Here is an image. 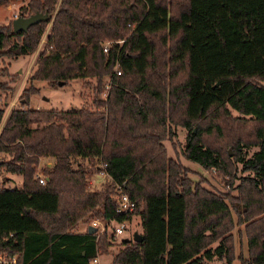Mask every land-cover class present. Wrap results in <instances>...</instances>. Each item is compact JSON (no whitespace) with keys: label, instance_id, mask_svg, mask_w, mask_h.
<instances>
[{"label":"trees","instance_id":"16d2710c","mask_svg":"<svg viewBox=\"0 0 264 264\" xmlns=\"http://www.w3.org/2000/svg\"><path fill=\"white\" fill-rule=\"evenodd\" d=\"M33 12L47 19L17 32L0 24V57L9 58L34 52L49 24L19 106L0 125V166L20 176L10 202L0 194V251L16 264H93L111 232L89 233L88 222L134 215L141 240L118 242L122 264H230L235 225L245 237L240 264H264V0H26L16 15ZM72 79L89 89L88 103L28 107L31 81ZM0 90L13 85L0 80ZM171 125L184 129V157L225 184L237 179L235 193L205 189L167 156ZM246 146L256 149L246 155ZM41 158L51 160L39 169L44 183ZM84 160L100 162L110 181L91 188ZM122 180L137 203L126 215L109 196ZM12 204L28 209L19 224L3 222Z\"/></svg>","mask_w":264,"mask_h":264},{"label":"rangeland","instance_id":"374dc122","mask_svg":"<svg viewBox=\"0 0 264 264\" xmlns=\"http://www.w3.org/2000/svg\"><path fill=\"white\" fill-rule=\"evenodd\" d=\"M23 1V0H22ZM11 4V9L8 10L6 7L0 4V24H4V22H8L11 20L15 15L16 11L20 5V0H6L3 4ZM24 4V3H23ZM48 26V24H47ZM47 26L45 27L44 31L46 30ZM45 38V32L42 33L39 44L34 51V55L32 54H25L19 55L15 58H9L6 56L0 57V67L6 66L10 77H1L0 80H5L7 84L13 85V90L11 93H6L0 90V107L3 108L5 113H8L10 108H14L19 106L18 102V95L22 88H25L29 84L28 76L30 71L34 67V61L36 55L38 54L40 48L42 47L43 40ZM33 53V52H32ZM32 57V58H31ZM15 75L16 79L12 80V76ZM107 82V78L104 83ZM103 83V92L106 87ZM31 84L38 87V92L32 94L28 99V107L30 108H39V109H50V108H58V109H68L70 107H74L77 105L82 104L83 102L88 103L90 101L89 98V89L85 87H81V81L79 79H72L66 85H54V86H47L44 81H31ZM4 117V112L3 116ZM172 134L169 135V139L165 138L163 140V144L166 147L167 156L177 159L183 165H185L188 169L187 176L194 181H200L201 186L205 189L210 191H228L230 193H235V188L233 187L237 179L233 181L231 185L225 184V180L227 179L226 176L219 175L218 171H205L202 169L196 162L187 159L182 154V146H183V136H184V129L180 126H170ZM256 148L255 146H246L242 147V153H246L248 155L251 151H254ZM229 154H231L230 148H227ZM6 155L0 152V160L5 158ZM50 158H41L39 160V166L36 169L37 173H39V169L44 166L45 161H48ZM87 166V162H84ZM94 165L98 166V163ZM96 173V174H93ZM99 173L98 169L93 168L90 172L92 175L90 178L92 180L89 181V186L91 188L98 189L100 186L107 180L104 176L102 177ZM9 173L4 171L3 168L0 166V194L3 195L5 198L4 201L10 202V199L14 196V189L17 187L16 180L17 177L13 174L12 177H5ZM236 174L244 175L246 174L245 171H236ZM89 178V179H90ZM17 196V195H15ZM45 207L51 206V201H45ZM18 206V208H17ZM26 205L25 204H12L10 207V211L13 213L8 212L6 215L7 217L4 219L3 222L9 220V218H14L17 224L20 223V220L24 219L25 217L18 215V211L24 214ZM7 213V212H6ZM1 216L3 214H0ZM2 222V221H1ZM27 223L25 220L23 223ZM15 224V226H17ZM79 229H83L84 223L79 224ZM102 227V224L99 225V228ZM140 225L138 224V217L133 216L131 220L126 224L125 229L116 235V241L113 243L110 242L105 248H98V255H99V263L98 264H109V260L112 259V255L122 249V245L118 242L125 238L129 237L130 233L135 230L139 231ZM232 235L234 239V254L235 258L232 260L230 264H240L242 259L246 258V245H245V237L242 231V225H235L232 229ZM211 264H219L218 261L214 260ZM222 264V263H221Z\"/></svg>","mask_w":264,"mask_h":264},{"label":"built area","instance_id":"2783aa9c","mask_svg":"<svg viewBox=\"0 0 264 264\" xmlns=\"http://www.w3.org/2000/svg\"><path fill=\"white\" fill-rule=\"evenodd\" d=\"M121 40H118V42H120ZM109 45V41H105L102 45V50L103 52H105L107 50V47ZM114 73L115 74H119V70L114 67L113 69ZM110 84H112V82L110 80H107V82L104 83V86L107 88ZM104 95V94H103ZM86 160L83 161V165L88 168V169H91L93 170V168H95L94 166L92 167V165L90 164H87V166L85 165ZM47 165V164H46ZM96 168H100L98 169L99 170V173L102 177H106L107 180L106 181H110L109 177L107 174H105L103 171H102V165L101 163L99 162L98 163V167ZM210 171H215L213 168L210 169ZM93 174H96V173H93ZM37 180L38 182L40 183H44V180H43V177L38 173L37 174ZM92 175L90 174L89 178L91 177ZM92 180L91 178L89 179V181ZM125 183V180H122L121 182H114L113 183V186H112V190L109 194L110 198L115 202L116 204V207H115V214H118V215H126V214H131L135 208H136V201L132 198H130L128 196V194L125 192L124 188H123V184ZM134 215H131L130 216V219H127V218H122L121 220L119 221H116L114 220L113 218H108L104 221H100L98 219H93L91 221L88 222V224L92 225L95 230L98 229L97 231L98 232H101L103 230V228H107L109 229V231L111 232L110 233V237H109V241L110 242H114L116 241V235H118L119 233H121L125 227H126V224L129 222V220H131V217H133ZM102 224V227L99 228V225ZM132 235V232L130 233L129 236ZM98 251L96 250L95 252V256L93 258H91L90 262L93 263V264H98L99 261V255H98ZM122 253H121V249L117 252H115L113 255H112V259L109 260V264H122ZM0 264H16V255H9L7 254L6 252H2L0 251Z\"/></svg>","mask_w":264,"mask_h":264},{"label":"water","instance_id":"95a60500","mask_svg":"<svg viewBox=\"0 0 264 264\" xmlns=\"http://www.w3.org/2000/svg\"><path fill=\"white\" fill-rule=\"evenodd\" d=\"M46 19H47V14L41 12H33L26 16L15 15L10 21L11 29L13 32L25 31L29 25L36 23L40 20H46ZM57 85H61V82H58ZM87 231L91 233L95 231V228L92 225L88 224ZM124 239L126 240L128 238H124ZM131 239L133 241H140L141 240L140 233L137 231H133L131 235Z\"/></svg>","mask_w":264,"mask_h":264},{"label":"crops","instance_id":"0c3cea01","mask_svg":"<svg viewBox=\"0 0 264 264\" xmlns=\"http://www.w3.org/2000/svg\"><path fill=\"white\" fill-rule=\"evenodd\" d=\"M25 1H26V0H23V1L20 0V5L23 4V3H25ZM1 5H3L4 7H6L8 10L11 9V4H8V3L6 4V3H5V4H1ZM4 23H6V21H5ZM48 27H49V24H48L46 30L44 31L45 34H46V32L48 31ZM34 53H35V52H33V53H31V54L34 55ZM31 58H32V57H31ZM6 115H7V113H5V111H4V117H2L1 122H0V125H1V123L3 122V120H4V118H5ZM50 161H51V160L49 159L48 161H45V163L48 164ZM12 175H13V174H10V173H9L8 175H5V177H8V178H9V177H12ZM15 177H17V180H16V185H17V187H15V188H18V187H19V183H20V176L15 175ZM25 195L29 196V194H25ZM26 210H27V209H25V211H26ZM131 218H132V217H131ZM139 230H140V229H139ZM133 231H135V230H133ZM133 231H132V233H133ZM138 232H139V231H138ZM125 238H126V237H125ZM218 263L221 264L220 261H218Z\"/></svg>","mask_w":264,"mask_h":264}]
</instances>
